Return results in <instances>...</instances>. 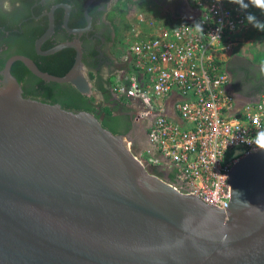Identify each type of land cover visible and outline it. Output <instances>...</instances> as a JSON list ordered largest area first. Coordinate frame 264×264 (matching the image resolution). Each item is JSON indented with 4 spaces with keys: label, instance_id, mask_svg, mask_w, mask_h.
Here are the masks:
<instances>
[{
    "label": "water",
    "instance_id": "water-1",
    "mask_svg": "<svg viewBox=\"0 0 264 264\" xmlns=\"http://www.w3.org/2000/svg\"><path fill=\"white\" fill-rule=\"evenodd\" d=\"M56 7L35 50L73 48L71 69L56 77L14 56L1 72L0 264H264V149L229 170L222 211L154 175L128 149L129 134L113 135L89 112L23 96L10 72L15 61L91 95L77 43L41 50ZM61 7L67 27L70 8Z\"/></svg>",
    "mask_w": 264,
    "mask_h": 264
},
{
    "label": "built area",
    "instance_id": "built-area-1",
    "mask_svg": "<svg viewBox=\"0 0 264 264\" xmlns=\"http://www.w3.org/2000/svg\"><path fill=\"white\" fill-rule=\"evenodd\" d=\"M187 1L199 11L194 20L160 16L146 3L119 25L114 52L126 68L109 87L117 102L135 110L134 122L146 125L157 153L136 159L173 170L171 185L178 193L225 211L227 173L256 153V138L264 133V96L239 104L228 91L225 69L237 48L253 43L247 36L248 4Z\"/></svg>",
    "mask_w": 264,
    "mask_h": 264
},
{
    "label": "flooded vegetation",
    "instance_id": "flooded-vegetation-1",
    "mask_svg": "<svg viewBox=\"0 0 264 264\" xmlns=\"http://www.w3.org/2000/svg\"><path fill=\"white\" fill-rule=\"evenodd\" d=\"M90 1L91 0H0V80L2 78L1 72L4 65L10 58L14 56H25L30 58L24 54H19V51L22 53L33 54V56L37 58H48L58 52L69 49L75 52V61L76 51L73 48H64L61 51L48 56L39 55L35 50L36 41L49 29L48 14L51 12L52 8L57 6L53 13V32L41 45V50L44 46L46 48L42 51H48L62 43H77L81 49V61L84 67V75L91 86L90 96L94 97L93 90H96L100 95L99 99L94 97L95 104H103L104 94L108 92L115 100L109 86L105 82V78L106 75L112 72L117 66L114 54L116 39L113 11L117 6L118 0L91 1L87 8L88 22L84 9ZM141 1L143 3L153 4L162 10L168 9L175 12H177L178 7L182 3V0ZM62 5L70 8L67 27H65L66 10L61 7ZM35 9H41L39 15H34ZM58 10H61L62 13L61 16L60 13L58 14L59 24L57 26L55 13ZM39 28H43L44 31L35 40L32 47L24 39H17L16 36L12 35L17 32L20 34L24 32L31 34L33 32H38ZM16 62L19 61L13 62L11 68ZM39 63L47 68L50 65L49 60L43 61L42 59H39ZM228 69L231 78L230 92L236 99L242 102H252L258 100L261 96H264V65H255L245 60L233 59L231 60ZM31 75L36 80H41L33 74ZM90 75H92V79L89 78ZM43 82L44 84L53 83ZM20 85L21 88L24 87L22 93L27 89L37 90L39 87L38 82L31 81L28 76H26L24 84ZM58 93L59 91L57 89L52 91L53 95H57ZM26 98L41 101L38 97L34 98L27 96ZM115 102L116 103H113L115 104L113 107H116L117 104H119L116 100ZM118 110V114H127L130 118V128L127 134H129L132 139L133 150L137 153H145L147 151V144L150 143L146 125L134 122V109L128 113L122 112V109ZM120 129H124V124H122ZM149 167L154 175L170 183H174L175 178L169 177V174H172L173 170H165L153 165H150Z\"/></svg>",
    "mask_w": 264,
    "mask_h": 264
},
{
    "label": "trees",
    "instance_id": "trees-1",
    "mask_svg": "<svg viewBox=\"0 0 264 264\" xmlns=\"http://www.w3.org/2000/svg\"><path fill=\"white\" fill-rule=\"evenodd\" d=\"M248 5H252L253 3L251 0H244ZM141 0H118L117 6L115 7L113 11V20L115 22V39L118 40L119 36V25H123L124 21L127 20V17L129 14L140 8L142 5ZM81 8V6H80ZM41 9H35L34 15H39ZM81 12V11H80ZM61 13V10L56 11V25L58 26V14ZM44 29L39 28L38 32H33L31 34H28L27 32H24L22 34L16 33L12 34L13 36H16L17 39H24L30 46L32 47L34 45L35 40L43 33ZM45 46L42 47V50H45ZM19 54H24L28 57H30L37 68L42 71L46 72L53 76L62 77L64 76L72 67V64L74 62V55L75 52L73 50H63L61 52L56 53L55 55L49 56L48 58H37L33 56V54L29 53H22L21 51L18 52ZM39 59H42L43 61L49 60L50 65L45 67L43 64L39 63ZM259 62L264 64V50L259 52L257 54L256 58ZM1 68V65H0ZM11 74L17 79V81L20 84H24L26 76L31 81L38 82V89L37 90H29L27 89L25 92H23V96H31L34 98H40L42 102L49 103V104H55L58 103L60 106L69 111H86L98 118L101 122V125L103 128L110 131L113 135H126L129 128H130V118L126 114L120 115L118 114V109H122V112H130L132 111V108L117 104L116 107L109 106L110 104L116 103L115 100L112 98L110 93L104 94V101L101 105L95 104V99L92 96H86L82 95L79 92L75 90L72 86L69 84H44L41 80H36L26 69V67L20 63L16 62L13 67L11 68ZM90 79H92V75L89 76ZM24 89V87H22ZM57 89L59 93L57 95H53L52 91ZM122 124H124V129H120ZM121 125V126H120ZM120 126V127H119ZM126 126V127H125ZM170 178H175V172L173 171L172 174H169Z\"/></svg>",
    "mask_w": 264,
    "mask_h": 264
},
{
    "label": "crops",
    "instance_id": "crops-1",
    "mask_svg": "<svg viewBox=\"0 0 264 264\" xmlns=\"http://www.w3.org/2000/svg\"><path fill=\"white\" fill-rule=\"evenodd\" d=\"M159 15L172 18V19H184V20H194L198 15L199 11L195 8H193L187 0H182V3L178 7L177 12L171 11L168 9H160L159 8ZM248 32L247 36L248 38L253 41L251 46L241 45L239 48L235 50V52L230 55L231 58H227V61L225 63V69L229 74L228 66L233 59H241L248 61L250 63H253L255 65H259L263 63L259 62L257 59H252V56L250 55V52L255 51V53H259L262 50H264V26L262 24V20L264 19V10H261L260 8H257L252 5H248ZM115 54V59L117 61V66L114 68L112 72L106 75L105 82L109 86L110 81L114 77L115 74H117L119 71L124 70L126 68V64L122 62L117 54ZM230 76V74H229ZM230 85L228 86V91L230 92ZM110 88V87H109ZM93 95L95 98L99 99L100 95L96 90H93ZM239 104L245 103L242 101H238ZM150 155L157 156L156 151L154 148L150 151Z\"/></svg>",
    "mask_w": 264,
    "mask_h": 264
},
{
    "label": "clouds",
    "instance_id": "clouds-1",
    "mask_svg": "<svg viewBox=\"0 0 264 264\" xmlns=\"http://www.w3.org/2000/svg\"><path fill=\"white\" fill-rule=\"evenodd\" d=\"M255 7L264 10V0H251ZM257 146L264 149V133H259L256 138Z\"/></svg>",
    "mask_w": 264,
    "mask_h": 264
},
{
    "label": "rangeland",
    "instance_id": "rangeland-1",
    "mask_svg": "<svg viewBox=\"0 0 264 264\" xmlns=\"http://www.w3.org/2000/svg\"><path fill=\"white\" fill-rule=\"evenodd\" d=\"M144 1V0H143ZM142 3V5L143 4H146V3H143V2H141ZM142 5L140 6V7H142ZM148 7L153 11V12H160L159 11V8L157 7V6H155V5H153V4H148ZM148 8V9H149ZM146 9V8H145ZM135 11V10H134ZM133 12V11H132ZM160 16H162V15H160ZM250 55L252 56V59H256L257 58V53H255V51H252V52H250Z\"/></svg>",
    "mask_w": 264,
    "mask_h": 264
}]
</instances>
